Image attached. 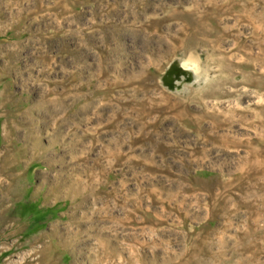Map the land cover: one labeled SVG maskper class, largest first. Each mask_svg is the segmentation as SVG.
Returning a JSON list of instances; mask_svg holds the SVG:
<instances>
[{"label": "rangeland", "instance_id": "rangeland-1", "mask_svg": "<svg viewBox=\"0 0 264 264\" xmlns=\"http://www.w3.org/2000/svg\"><path fill=\"white\" fill-rule=\"evenodd\" d=\"M229 1L217 54L174 46ZM241 1L0 0V264H264V154L207 135L264 132V89L234 85L264 70V0ZM182 50L208 118L161 84Z\"/></svg>", "mask_w": 264, "mask_h": 264}, {"label": "bare ground", "instance_id": "bare-ground-1", "mask_svg": "<svg viewBox=\"0 0 264 264\" xmlns=\"http://www.w3.org/2000/svg\"><path fill=\"white\" fill-rule=\"evenodd\" d=\"M211 1V0H210ZM248 0H242L241 5L244 7ZM236 5L233 1L223 2L222 4H208V8L206 10H200L198 6L195 5V8L190 11L197 22V25L194 24V21L189 26H184L181 29V39H179L177 44L174 46L177 47L181 45L184 41L190 45H205L212 44V54H217L219 52L217 43L221 39L225 37L223 33H227L232 30L231 26L225 24L224 27H218V21L225 17L236 16L237 23H241L244 18L243 14L239 12L238 9H230L228 7L232 5ZM236 7H240L237 6ZM245 17H250L251 12L248 10L244 11ZM261 19V17H259ZM252 26V38L255 39L259 32H261V44H264V24L256 23L254 18L251 19ZM1 28L4 29V25H0ZM179 33V31H178ZM233 55H230V58ZM210 62L214 63V57L210 55ZM234 59V58H233ZM213 61V62H212ZM250 58L249 60H245L243 62H238L241 66V69L250 67ZM202 62L196 60L193 56L187 53V51L182 50L178 57L173 59L170 64L165 69L164 73L161 75V84L166 87L169 91L179 92L182 90V96L185 98H196V100L202 104L201 113L202 117L208 118L209 112L203 106V97L200 93L201 87L207 82L208 75H206L202 71ZM257 79L253 77V74L249 75L247 78L242 79L241 81H235L234 85L241 83L246 86H250L252 84L256 85V87L260 90L264 89V84L261 83V79L264 77L263 66H261V71L257 74ZM219 84V82H217ZM233 95V91L231 89H221L217 91H211L210 98L220 99V98H228ZM259 97V96H257ZM264 108V103L260 105ZM233 121H227L228 124H231ZM211 130L207 132V135L211 138V141L214 143L222 141L221 144H232L234 147H242L244 152L250 157H256L261 154H264V132L259 133L255 138L246 137L242 140H227L230 137L222 134H217L218 129L221 128V121H211ZM225 125V124H224ZM251 143H255L257 146L254 147ZM218 145V144H217ZM216 146V144H215ZM218 147V146H217ZM220 147V146H219ZM228 148V147H227ZM247 157V156H246ZM252 159V158H251ZM254 160V159H253ZM247 162V159L245 160ZM245 162V163H246ZM254 162V161H253ZM248 166V165H247ZM256 166V165H255ZM254 166V167H255ZM258 166V165H257ZM249 169V168H248ZM250 169H252L250 167ZM256 169V168H255ZM244 171V170H243ZM250 171V170H248ZM248 176V175H247ZM250 176V175H249ZM218 188V187H217ZM107 246V244H106ZM106 246L104 245L105 249ZM108 247V246H107ZM203 248V247H202ZM5 252V251H4ZM102 252V251H101ZM2 253V252H1ZM197 253V252H196ZM1 255V254H0ZM200 260L192 259L188 264H201Z\"/></svg>", "mask_w": 264, "mask_h": 264}]
</instances>
